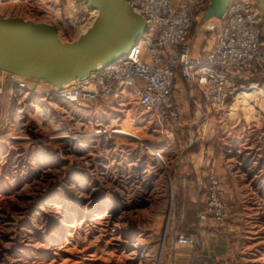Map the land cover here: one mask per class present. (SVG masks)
Instances as JSON below:
<instances>
[{"label":"rangeland","instance_id":"obj_1","mask_svg":"<svg viewBox=\"0 0 264 264\" xmlns=\"http://www.w3.org/2000/svg\"><path fill=\"white\" fill-rule=\"evenodd\" d=\"M0 3L6 17L55 25L63 41L73 39L67 17L84 4ZM200 22L193 32L198 27L202 47L212 49L214 24ZM13 74L0 68L8 104L0 111V264H190L193 248L175 245L177 231L199 237L194 249L207 260L264 264V109L255 108L258 119H248L237 103L250 88L226 112L208 113L185 80L181 120L163 133L133 89L115 101L75 107L27 89L11 92L21 77ZM97 128L112 132L99 137L92 133ZM122 128L140 140L113 133ZM67 132L82 138L60 137ZM191 137L200 139L188 146ZM209 160L230 203L224 224L202 225L198 218L206 194L197 182L211 172L204 176L195 167ZM216 241L225 244L220 253L213 251ZM203 247L217 257L205 256Z\"/></svg>","mask_w":264,"mask_h":264},{"label":"built area","instance_id":"obj_2","mask_svg":"<svg viewBox=\"0 0 264 264\" xmlns=\"http://www.w3.org/2000/svg\"><path fill=\"white\" fill-rule=\"evenodd\" d=\"M127 1L144 17L147 28L142 39L126 54L62 86L40 79L47 85L41 90L38 83L29 84L27 79L32 77L21 76L10 91L27 89L80 107L99 98L118 100L130 88L138 104L167 133L181 120L180 106L172 95L178 75L201 94L208 113L226 112L231 107L229 102L235 101L244 87L264 88V21L259 0H231L226 13L211 28L216 33V45L202 56L193 54L191 32L212 0ZM83 3L67 17L72 41L87 32L98 16L85 0ZM6 92L4 83L0 82L2 112L8 110ZM108 132L112 129L97 128L92 133L102 137ZM66 135L63 137L82 138L79 132ZM197 185L206 194V208L198 213L200 224L206 225L210 220L216 224L227 222L230 203L221 177L211 172L208 177L200 178ZM173 240L175 245L193 248L190 264H227L207 260L195 250L201 241L194 234L177 231Z\"/></svg>","mask_w":264,"mask_h":264},{"label":"water","instance_id":"obj_3","mask_svg":"<svg viewBox=\"0 0 264 264\" xmlns=\"http://www.w3.org/2000/svg\"><path fill=\"white\" fill-rule=\"evenodd\" d=\"M98 9L93 25L78 39L63 41L55 25L0 13V68L62 86L89 75L100 64L126 54L143 37L147 24L127 0H85ZM231 0H212L201 22L226 13ZM264 21V0H259Z\"/></svg>","mask_w":264,"mask_h":264},{"label":"bare ground","instance_id":"obj_4","mask_svg":"<svg viewBox=\"0 0 264 264\" xmlns=\"http://www.w3.org/2000/svg\"><path fill=\"white\" fill-rule=\"evenodd\" d=\"M1 6H2V4L0 3V7ZM0 12H1V8H0ZM98 12H99V10L95 8L96 15H98ZM208 20L211 21L214 24V26H215L217 24L218 20H219V17L212 16V17L208 18L207 20H205L204 22H206ZM204 22L202 23L201 27H203L204 25H206ZM17 76H21V75H17ZM248 88H250V89H248L246 91V93H248L249 96L248 95L247 96H241L240 99L237 100V103H239V105H241V106H243V108H245V110L247 112L246 113V117L248 119H258L257 111H255V108L262 107L264 109V88L263 87H260V86H249ZM244 89H246V87H244L243 89H241L237 93V95L239 93H241ZM236 96H235V98H236ZM253 99L256 100V104L254 103L256 106L252 105ZM111 126H112V124H111ZM115 126H117V125H115ZM113 132L114 133H118V134H120V135H122L124 137L130 138V139L140 140V136L137 133H135L133 131H130V130H127L125 128L115 129ZM63 136H68V135L64 134V135H61L60 137H63ZM152 149H154V148H152ZM156 153L159 156L158 158H159V164H160V166L163 167V168H165L164 161H163L164 160L163 156L161 155V153H159L157 151H156ZM260 213H261V210H260ZM262 214H263L262 216H264V212Z\"/></svg>","mask_w":264,"mask_h":264},{"label":"crops","instance_id":"obj_5","mask_svg":"<svg viewBox=\"0 0 264 264\" xmlns=\"http://www.w3.org/2000/svg\"><path fill=\"white\" fill-rule=\"evenodd\" d=\"M196 29H197L196 32H193V29H192L193 33L191 32V43H192V47H193V54L195 56H202L211 47H208L207 49L202 47V41L199 40L200 36H201V33L198 32V27ZM184 84H185V80L182 78L181 75H178L176 80H175V84H174V88H173L174 89V91H173L174 92L173 99L176 100V102L179 104V106H181V103H182V100H183L184 91H183L182 87L184 86ZM175 93H176V95H175ZM191 93L193 94V91ZM180 109H181V107H180ZM196 139H200V138L196 137ZM196 139L194 140V137H191L189 139L190 144L188 146L193 145L195 143H198L199 140H196ZM198 166L201 168V169H199V172H201L202 175H204V176L208 175V173H207L208 171L209 172H214L215 171L214 168H213V165L210 164V160L208 161V163L203 164V165L199 164L195 168L197 169ZM195 172H197V171H195ZM224 247H225L224 242L216 241V243L214 244V247H213V251H214V253H220ZM201 251L203 252V254L205 256H208V257L211 256V257H215V258L217 257L215 254L212 253V255H211L209 252H207L204 249V247L201 249Z\"/></svg>","mask_w":264,"mask_h":264}]
</instances>
